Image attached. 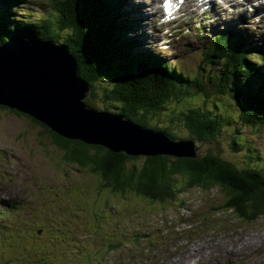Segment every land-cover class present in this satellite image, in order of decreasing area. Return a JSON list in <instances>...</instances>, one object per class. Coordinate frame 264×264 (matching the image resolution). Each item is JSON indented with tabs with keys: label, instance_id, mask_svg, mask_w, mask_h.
<instances>
[{
	"label": "rangeland",
	"instance_id": "374dc122",
	"mask_svg": "<svg viewBox=\"0 0 264 264\" xmlns=\"http://www.w3.org/2000/svg\"><path fill=\"white\" fill-rule=\"evenodd\" d=\"M50 1L27 0L24 8L42 20L51 11ZM241 1L216 6L214 16L189 13L174 28L159 25L160 0L124 1V13L135 18L139 40L170 58L183 74L195 75L208 72L203 47L228 25L244 29L264 49V0ZM95 88L101 91V84ZM92 92L86 98L95 108L117 113L115 104ZM210 99L215 102L204 103L201 96L172 100L149 122L189 139L178 115L193 103L215 110L222 100L225 112L236 116L229 97L214 94ZM238 134L252 144L249 151L233 148V127L224 128L214 142L197 145L240 167L256 163L251 156L257 146L264 163V125ZM63 154L38 123L0 108V212L10 209L0 217V264H144L138 260L146 257L152 264H264V215L242 220L225 208L226 195L219 187L195 186L176 200L154 202L112 191L100 172L68 162Z\"/></svg>",
	"mask_w": 264,
	"mask_h": 264
},
{
	"label": "trees",
	"instance_id": "16d2710c",
	"mask_svg": "<svg viewBox=\"0 0 264 264\" xmlns=\"http://www.w3.org/2000/svg\"><path fill=\"white\" fill-rule=\"evenodd\" d=\"M124 1L51 0V11L39 20L27 14V0H0V45L12 38L67 45L94 95L115 104L117 113L165 130L175 139L179 137L167 128L151 125L149 118L162 114L175 99L201 96L205 103L214 94L225 95L236 106L233 119L225 112L222 100L215 110L193 103L179 111L178 117L198 142L212 143L224 128L233 127L237 135L232 139L233 148L248 150L252 144H246L248 140L238 132L264 125V52L259 43L244 29H222L203 47L208 72L183 74L170 58H163L136 37L135 20L125 16ZM96 83L101 84V91L95 90ZM85 101L93 106L89 98ZM0 108L27 115L38 123L64 151L66 161L100 172L104 186L112 191L164 203L176 200L188 188L219 187L226 195L225 208L242 220L255 221L264 215V163L256 145V152L250 151L255 153L251 158L256 163L246 167L211 149L199 158L133 156L65 138L29 114L4 105ZM142 158L141 166H133ZM152 261L149 257L138 260L144 264Z\"/></svg>",
	"mask_w": 264,
	"mask_h": 264
},
{
	"label": "water",
	"instance_id": "95a60500",
	"mask_svg": "<svg viewBox=\"0 0 264 264\" xmlns=\"http://www.w3.org/2000/svg\"><path fill=\"white\" fill-rule=\"evenodd\" d=\"M89 82L65 44L12 38L0 45V105L29 114L65 138L138 156L199 158L195 138H173L122 113L88 106Z\"/></svg>",
	"mask_w": 264,
	"mask_h": 264
},
{
	"label": "bare ground",
	"instance_id": "6f19581e",
	"mask_svg": "<svg viewBox=\"0 0 264 264\" xmlns=\"http://www.w3.org/2000/svg\"><path fill=\"white\" fill-rule=\"evenodd\" d=\"M217 1V0H216ZM254 25V24H253ZM44 41H47V40H44ZM88 104V103H87ZM88 106H92V105H90V104H88ZM93 107V106H92ZM167 202V201H166ZM201 215V214H200ZM149 225V224H148ZM146 229V228H145ZM165 229V228H164ZM164 229H162V230H164ZM167 229V228H166ZM158 233H159V231H158ZM168 233V232H167ZM152 234H153V232H152ZM162 234V233H161ZM166 234V233H165ZM169 234V233H168ZM148 234H146L145 236H147ZM170 235V234H169ZM162 236H163V234H162ZM172 236H173V234H172ZM174 238V237H173ZM142 239V238H141ZM176 239V238H175ZM170 242V241H169ZM256 245H257V243H256ZM187 247V246H186ZM244 248V247H243ZM249 248H250V245H249ZM254 248V247H253ZM257 248V247H256ZM263 248V247H262ZM199 250V249H198ZM201 250V249H200ZM204 250V249H203ZM190 251V250H189ZM183 252H185V251H183ZM197 254V253H196ZM250 254V253H249ZM189 256V255H188Z\"/></svg>",
	"mask_w": 264,
	"mask_h": 264
}]
</instances>
